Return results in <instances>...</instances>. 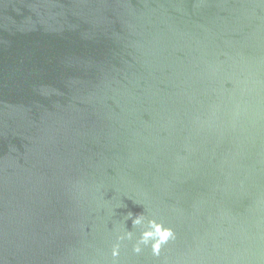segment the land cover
I'll return each instance as SVG.
<instances>
[{
    "label": "water",
    "instance_id": "water-1",
    "mask_svg": "<svg viewBox=\"0 0 264 264\" xmlns=\"http://www.w3.org/2000/svg\"><path fill=\"white\" fill-rule=\"evenodd\" d=\"M0 264H264V0H0Z\"/></svg>",
    "mask_w": 264,
    "mask_h": 264
}]
</instances>
